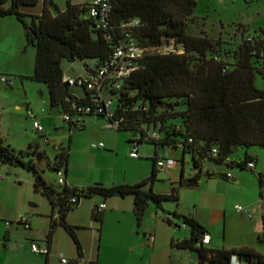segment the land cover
Here are the masks:
<instances>
[{
    "label": "trees",
    "instance_id": "16d2710c",
    "mask_svg": "<svg viewBox=\"0 0 264 264\" xmlns=\"http://www.w3.org/2000/svg\"><path fill=\"white\" fill-rule=\"evenodd\" d=\"M39 2L42 4L41 13L30 14L31 21H28L23 6ZM112 2L110 25L113 38L110 39L103 29L96 27L95 19L87 16L89 2L79 4L67 0L66 8L56 12L55 8H59L57 0H0V16L14 15L24 26L27 44L37 47L34 72L22 77L47 84L51 105H60L62 114H75L72 103L89 102L90 95L84 87L79 88L84 90L85 96L73 95L70 92L73 86L64 85L63 61L79 58L91 70L89 60L93 59L96 62L93 67H98L112 56L124 29L122 24L139 18L141 23L130 30L143 46L174 43L182 47V52L145 55L139 61V68L131 73L122 87L110 91L120 93L114 103L115 114L123 122L117 129L130 130L132 135L145 125L157 128L163 135L162 139L150 143L161 146L182 142L184 152L192 156L193 174L189 177L182 175L171 193H158L153 189L160 180L156 157L150 175L136 183L110 186L95 183L82 187L66 183L59 184L61 188H57L46 181L36 158L24 159L1 137L0 165L18 166L32 172L35 191L47 196L52 204L47 241L50 243L57 227L62 226L75 241L79 257L84 254L83 246L75 226L67 220L68 213L76 209L84 197L102 195L107 199L120 192L122 196H133L138 225H141L151 202L163 210L169 223H173L171 216L179 217L191 234L174 240L173 244L178 248L197 250L199 264H231L234 254L245 264H264V251L252 246L198 247L201 236L207 232L205 226L192 214L164 207L166 199H179L181 187L199 186L205 174L228 178L227 173L205 172L208 159L230 167L243 166L253 160V156L246 153L242 159L239 158L242 148L254 145L264 147V88L256 83L258 73L264 78V38L259 35L244 38L236 45L233 60H228L221 55V46L225 43L223 39L196 36L187 31L189 24L197 20V0ZM67 123L75 129L71 122ZM30 146L28 150L36 153L37 157L47 155L38 144ZM214 147L218 149L216 155L212 152ZM69 158L70 147L61 146L55 158L50 159L49 166L57 172L66 166L63 170L66 175ZM103 210L96 204L92 211V217L100 222V228ZM259 239L264 242V231ZM49 254H46L45 264H49ZM69 264H78V259L70 260ZM88 264H99L98 259H91Z\"/></svg>",
    "mask_w": 264,
    "mask_h": 264
},
{
    "label": "rangeland",
    "instance_id": "374dc122",
    "mask_svg": "<svg viewBox=\"0 0 264 264\" xmlns=\"http://www.w3.org/2000/svg\"><path fill=\"white\" fill-rule=\"evenodd\" d=\"M89 1L72 0L73 3L79 4ZM57 2L59 8H55L56 12L59 9L66 8L67 0H57ZM22 9L27 13V20L31 21L32 16L30 14L41 13L42 4L39 2L35 5H25ZM195 16L197 20L189 24L187 31L196 36L207 35L214 39H223L225 43L221 46V55L228 60H233L234 49L244 38L257 35L264 38V0H197ZM13 32L14 30L10 26L0 25V55L4 52L16 51L18 37H14ZM25 44V48L19 49L17 56L11 57V62L4 61L5 55H3L4 58L0 57V62L5 63V65L11 64L14 68L21 67L33 73L37 47L34 44L28 45L27 42ZM89 61L94 62L93 59ZM63 69L70 76L75 77L84 73L83 62L79 58L75 61L65 59ZM6 75L13 78L15 84L10 86L0 80V137L5 144H10L24 159L36 158V161L40 162V169L48 183L61 188L57 181V171L49 166L50 159L53 160L57 154L55 145L64 143L65 147H68L73 131L76 133L74 134V142L70 147L68 164L71 175L74 174V177L80 181H86V176L98 174L100 169V175L108 179L107 181L117 177V173L119 179H124L125 176L130 179L133 178L135 161L130 158V148L126 144L127 136L131 135L130 130L118 132L117 128L110 127V132L109 129L103 128L108 136L111 135V140L118 141V146H114L112 141L111 145L113 146L106 148L110 149V152L100 154V158L95 154L87 155L83 153L85 145L87 147L95 141L91 138L93 136L92 132L90 130H73L71 132L68 123L62 116V108L51 105L49 92L46 97L48 102L45 96L42 95L39 87L41 85L47 87V85L34 80H27L25 84L29 96L33 99V104L38 105L40 109L45 108L47 110L45 113L46 118L41 119L49 140V142H46L42 134L34 127L33 118L28 115V103L22 78L16 73ZM256 83L259 87L264 88V78L260 73L257 75ZM81 91V89L75 87L70 89V92L76 96L82 95ZM105 95L113 98L116 102L120 93L106 92ZM4 99L9 100L3 104L2 100ZM19 106H23V108H18ZM97 124L101 127L104 123L100 119V123ZM102 140L105 143L107 142L105 138ZM31 144H38L41 150H46L47 155L37 157L36 153L28 150ZM141 147L150 150L152 146L145 143ZM250 148L259 150V160L261 163L264 162V147L254 145ZM21 150H24L23 153H21ZM31 150L33 149L31 148ZM246 150L247 148H242L238 156H244ZM178 156L181 159L180 153ZM187 160L191 161L190 158H187ZM146 162H148V159L143 156L140 163L144 164ZM220 164L214 159H208L205 172H213ZM86 165L90 167L88 171H84L82 168ZM99 165L101 168L98 167ZM65 169L66 166H63V170ZM193 172V164L190 162L187 165V173L192 174ZM94 183H103L110 186L113 182L106 183L100 180L94 181ZM172 184L171 178L160 179L154 184L153 189L158 193H171L172 188L176 186H172ZM261 187V181L257 177V189L260 191ZM195 198L196 189H181L179 199L170 198L164 202L173 208L187 209L190 207L191 202H195ZM90 199L84 197L81 204L76 209L71 210L67 216L68 222L75 225L79 240L83 244V256L79 257L72 236L64 227L59 226L53 234L51 264H60V254H63L69 260L78 259L79 264H88L87 259L92 253H94L95 259L98 258L99 264H147L151 250H149V247L146 249L141 246L140 237L143 236L144 241L146 240L144 229L154 224L155 217L153 215L150 217L147 213L141 225H138L136 221L137 233L132 237L133 241L129 242L128 237H125L126 244L121 247L118 244L117 235L121 232V228L123 229V225H119L116 214L113 213L107 218L100 235V222L95 221L92 217L90 208L92 202H89ZM52 211L49 198L35 191L34 176L31 171L18 166L0 165V264H31L40 260H43L45 264L47 255L33 252L31 244L32 241L36 240L42 246H46L47 234L51 227ZM22 216L35 218L34 231L26 228L19 221ZM74 218L77 222H70ZM177 229L188 235L190 233L188 229L182 227ZM7 231L8 234H11L9 244H7L5 238ZM131 243L134 245L133 248L130 247ZM144 243L151 246L147 241ZM260 244L264 250V242H260ZM84 256L87 258L84 259Z\"/></svg>",
    "mask_w": 264,
    "mask_h": 264
},
{
    "label": "crops",
    "instance_id": "0c3cea01",
    "mask_svg": "<svg viewBox=\"0 0 264 264\" xmlns=\"http://www.w3.org/2000/svg\"><path fill=\"white\" fill-rule=\"evenodd\" d=\"M5 24L10 26L14 30V37H18L16 42V51L3 53L0 57L5 55L4 61H10L11 57L17 56L19 53V49L25 48L26 37L25 31L23 28V24L14 16H0V25ZM20 45V46H19ZM18 49V50H17ZM96 62H89V67H93ZM84 73L81 75H85L88 73V69L83 64ZM0 72H4V74L16 73L22 78L23 88L25 91V95L27 98V108L32 109L35 113L36 119H38L41 123V119L46 118L47 110L45 108H38V105L33 104V99L29 96L28 88L26 87L25 81L30 79L23 78L25 75H32L31 71H26L19 68H14L11 64L5 65V63L0 62ZM70 76L68 73L64 71V77ZM42 83V82H39ZM15 84V81H14ZM47 85V84H46ZM72 87H70L71 89ZM79 88V87H75ZM41 93L45 98L47 97V93L49 92L48 86L44 87L41 85L39 87ZM81 89V88H79ZM82 95L79 97L85 96V92L81 89ZM69 99V98H68ZM9 99L2 100L4 102ZM47 101V98H46ZM48 102V101H47ZM56 107H61L60 105ZM18 108H23V106H19ZM32 118V117H31ZM96 120H93V119ZM99 118V119H98ZM100 119L103 121V126L100 127L97 123H100ZM34 122V118H33ZM43 124V123H42ZM69 125V124H68ZM44 126V124H43ZM45 128V126H44ZM70 128V126H69ZM103 128L111 129L107 126V120L103 116L97 115H85L83 116V126L82 128L71 129L77 131H86L90 130L92 133L94 142L98 143L103 141L102 139H106L103 141L105 143L104 148H94L90 145H85L83 153L87 155H97L100 158V154H106L110 152V149H106L109 146H118V141L111 140V135L108 136L106 131ZM118 130V129H117ZM46 131V128H45ZM44 131V132H45ZM105 131V132H104ZM111 132V130H110ZM121 132V130H118ZM76 132H72L70 144L74 142V134ZM46 134V132H45ZM131 136V135H130ZM130 136H127L126 144L127 147L130 148L131 145L129 142ZM114 142L111 145V142ZM147 144L152 147L142 148L140 146V156L130 158L132 161H135V170L133 174V178L125 176L124 179H119V175L117 173V177H113L111 181H107L108 179L102 177L100 175V169L98 174H91L86 176V181H80L78 178L74 177V174L71 175L70 169L67 166L66 172V182L69 185L73 186H89L95 184L94 181H104V182H113V184H124V183H136L146 178L152 172L154 168V158H166V165L164 168V172L168 175V178H171L173 184L177 185L182 175L185 177H189L192 175L191 173H187V165L192 162V156L190 153H185L183 149L179 147H170L168 149V154L166 155L167 149L164 146H157L154 143L144 142L142 144ZM141 144V145H142ZM62 146H65L64 143H61ZM104 149V150H101ZM46 151V150H45ZM109 151V152H107ZM260 151L254 148H248L245 152L249 153L253 156V160L256 162V168L254 170L248 169L241 165L235 166H227L225 164H220L213 172H230L232 174L231 178H226L222 176L210 177L205 174L197 187H181V189H196V198L195 202H191L190 207L187 209H179L173 208L171 205H168L164 202V207L170 211H178L181 213L192 214L203 226H205L207 232L211 235L210 244L208 247L211 249H220V248H234L240 246H252L259 251H264L260 242H263L259 239V235L264 231V162H260ZM47 153V152H46ZM181 154V159L178 154ZM244 154V155H245ZM146 157L148 162L141 164L140 161L142 157ZM244 156L240 155L239 158H243ZM187 158L191 159V161L187 160ZM69 164V163H68ZM157 166V165H156ZM99 168L100 165L98 166ZM84 171L89 170V165L86 167H82ZM233 169V170H231ZM257 177H259L261 182V190L257 189ZM158 182V181H157ZM156 182V183H157ZM179 190V192H180ZM184 191V190H182ZM162 193V192H161ZM89 202L91 203V214L93 211V207L95 204L105 203L106 207L104 208V218L100 228V235L102 233V229L107 222V218L111 216V214H116L117 221L119 225H123V229L121 228V232L118 237V244L121 247H124L126 244V238L128 237L129 242L133 241L132 237L136 235V215L134 212V198L132 195L126 196H112L109 198H104L102 195H94ZM123 199V200H120ZM124 201V202H122ZM85 202V201H84ZM240 204L245 207V212H238L236 210V205ZM36 206L37 205H33ZM87 208V205H86ZM151 217L152 215L155 217V222L151 227L144 229V236L146 237L145 241H147L151 246H148L147 243H144L143 236L140 237L141 246L145 247L149 250L151 255L147 264H199V256L196 259H193L190 255V250L178 248L173 244L174 240L182 239L185 237H189L187 233L181 232L177 228H185L190 231V229L182 223V220L179 217L171 216L173 223H169L165 217L163 210L156 207L154 202H151L147 208L146 216ZM110 214V215H109ZM251 214V215H250ZM145 217V216H144ZM34 219H30V227H26L32 231H34ZM144 220V218H143ZM70 222L76 223V219H71ZM142 224V223H141ZM73 225V224H72ZM75 226V225H74ZM128 230V231H127ZM148 234L153 236V239L148 237ZM11 234L5 236L7 239V244L10 241ZM126 237V238H125ZM36 241V240H34ZM32 241V242H34ZM144 241V242H143ZM38 242V241H37ZM39 243V242H38ZM53 237L51 242H46V246L50 249V254L48 255L49 264H51V254L53 249ZM45 246V245H43ZM83 246V244H82ZM133 243H131L130 247L133 248ZM84 251V249H83ZM94 253L88 257L87 261L91 259H95L93 256ZM86 259L87 257H83ZM98 259V258H97ZM31 264H44L43 260L32 262ZM61 264V262H60ZM79 264V263H78Z\"/></svg>",
    "mask_w": 264,
    "mask_h": 264
},
{
    "label": "built area",
    "instance_id": "2783aa9c",
    "mask_svg": "<svg viewBox=\"0 0 264 264\" xmlns=\"http://www.w3.org/2000/svg\"><path fill=\"white\" fill-rule=\"evenodd\" d=\"M113 2L112 0H90L87 5V16L92 17L96 21V27L100 30L103 29L105 36L107 38H113V32L111 31L112 26L110 25L111 13H112ZM139 18H133L122 24L123 31L121 37L118 39L112 56L98 67H92L88 70L85 75L79 76H65L64 81L73 87H84L90 95V101L84 104L73 102L72 109L75 114L69 112L63 113L62 116L66 122H71L74 128L82 127L83 116L85 115H97L103 116L107 120L108 127L119 128L122 125L123 119L116 118L115 114V101L113 98L105 95L106 92L119 90L127 78L131 75L133 71L139 68V61L147 54L153 53H168V52H182V47L176 46L174 43L171 44H160L156 46H143L138 38L131 32V28L138 26L140 24ZM0 80L10 86L14 85V79L6 74L0 75ZM28 115L34 118V127L39 131L46 142H49L47 135L45 134V128L43 124L36 119L35 113L32 109H28ZM163 135L157 128L142 126L138 130H135L130 136L131 151L130 155L132 157L140 156V146L144 142H151L162 139ZM191 140V139H190ZM61 144L55 145V148L59 150ZM167 149L166 155L168 154V149L172 147H179L183 149L184 144L182 142L176 145L164 144L162 145ZM94 148H104L105 143L94 142L91 144ZM213 154L218 153L216 147L213 148ZM166 165V158L157 159V168L163 170ZM244 167L254 170L256 168L255 160H249L246 162ZM58 184H66V175L63 169L58 170ZM228 178L232 177L230 172H227ZM76 202V199L73 198ZM106 207L105 203L99 204V209H104ZM236 210L238 212H245V207L237 204ZM251 215V214H250ZM30 217L22 216L19 221L25 225V227H30ZM148 237L153 239L151 234ZM211 235L209 232H205L201 239L199 240L197 246L208 247L210 244ZM31 249L37 254H48L50 252L47 246H42L37 241L32 242ZM69 259L63 254H60L61 264H69ZM209 264V263H207ZM231 264H245L243 260L237 255L232 256Z\"/></svg>",
    "mask_w": 264,
    "mask_h": 264
},
{
    "label": "water",
    "instance_id": "95a60500",
    "mask_svg": "<svg viewBox=\"0 0 264 264\" xmlns=\"http://www.w3.org/2000/svg\"><path fill=\"white\" fill-rule=\"evenodd\" d=\"M64 85L68 87V84L65 82ZM158 178L159 179H166L168 175L165 174L163 170L158 171ZM114 196H122L120 192H116ZM35 205V204H33ZM190 255L193 259H196L199 256V252L197 250H190Z\"/></svg>",
    "mask_w": 264,
    "mask_h": 264
}]
</instances>
